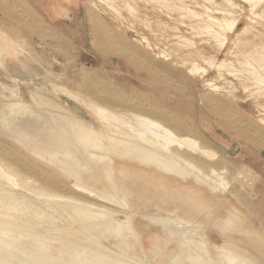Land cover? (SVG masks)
I'll return each instance as SVG.
<instances>
[{"label":"rangeland","instance_id":"1","mask_svg":"<svg viewBox=\"0 0 264 264\" xmlns=\"http://www.w3.org/2000/svg\"><path fill=\"white\" fill-rule=\"evenodd\" d=\"M63 1L65 13L51 3H43V9H39L33 0H12L21 3V14L44 26L46 33L38 35L6 21L0 12V32L8 39L0 41V101H14L1 98L12 96L3 91L2 83L25 98L30 110L18 116L19 122L38 141L31 145L11 138L0 123V145L12 151V165L35 167L32 186H38L46 177L68 184L63 171L79 170L85 164L83 160L78 162L79 157L69 161L59 153L35 150V146L46 143L66 101L73 113L85 110L53 86L74 91L80 85L84 90L94 83L110 95L120 96L115 92L146 101L161 100L201 130L205 138L200 145L213 150L217 157L205 159L199 178L189 170L183 175H170L164 180L169 183L170 194L152 189L118 194L112 208L118 211L116 218L124 223L123 228L126 226L128 244L121 249L116 246L118 239L104 235L99 236L98 243L108 247L109 252L128 255L134 264H166L171 254L179 251L201 255L210 264H225L212 246L225 244L240 256L234 264H264V125L259 122L264 117L259 107L264 106V82L254 80L256 75L264 78V0L255 9L247 0ZM227 12L239 16L240 37L229 34V43L220 49L204 19L210 15L222 20ZM55 36L63 38L68 46L61 47ZM143 38L155 49L145 48ZM195 65L199 73L192 71ZM155 72L167 74L175 87L168 90L158 85V77L154 80L151 76L157 75ZM208 82L220 89L212 90ZM214 168L223 171L222 183L211 174ZM246 168L253 171L249 185L235 178ZM215 185L216 190L212 189ZM172 210L177 211L173 214ZM230 211L239 218L240 227L222 232L216 221ZM187 237L197 242L188 238L184 244ZM86 253L96 254L97 250ZM108 256L115 262L120 258ZM10 262L17 264L15 260Z\"/></svg>","mask_w":264,"mask_h":264},{"label":"bare ground","instance_id":"2","mask_svg":"<svg viewBox=\"0 0 264 264\" xmlns=\"http://www.w3.org/2000/svg\"><path fill=\"white\" fill-rule=\"evenodd\" d=\"M208 1L212 2L211 0L206 2ZM247 1L251 3L252 9H255L263 0ZM61 2L54 0L51 4L53 8L65 13L67 9L62 7ZM0 12L6 21H12L13 25L24 28L31 35L46 33L40 22L33 21L26 14H21V3L0 0ZM224 14L227 17L222 20L210 15L204 19L210 24L206 29L213 33L220 49L226 48L229 34H237L239 26V16L236 17L230 12ZM199 17L203 18V15ZM214 26L217 30L212 28ZM238 37L240 34H237ZM55 39L61 47L68 46L63 38L55 36ZM0 41L8 42L1 32ZM142 41L148 50L155 49L146 38ZM223 66L224 64L219 65L218 68ZM192 69L193 72H200L196 65ZM156 74L151 73V76L154 80L158 77L160 80V83L157 81L158 85L163 84L168 90L175 87V82L167 77V74L162 72ZM82 79H87V76H82ZM13 80L16 81V78ZM254 80L264 82L262 75L254 76ZM88 85L84 90L80 85V89L75 88L74 91L53 86L54 90H59L60 94L69 101L82 104L85 110H81L78 114L73 113L69 102L66 101L65 106L61 107L62 115L55 120V124L48 132L46 143L40 145L41 147L35 146V150L39 153H59L69 161L76 160V157L80 158L78 162L83 160L85 164L79 170L63 171L62 176H66V180L70 183L66 184L57 181L56 178L46 177L47 179H44L40 185L32 186L33 177L36 175L33 170L35 167L22 168L17 164L12 165V151L0 145L1 264H9L12 260L17 264H134L133 258H128V255L125 256L118 251L109 252L108 247L102 246L97 241L100 235H104L118 239L116 246L121 249L128 244L125 240L126 226L123 228L124 223L116 218L118 211L112 208L116 204L118 194L130 195L135 190L146 193L150 189L163 190L164 193L170 194L169 183L164 181L169 180L170 175H183L186 174L185 170H189L199 178V175L203 174L201 165L206 162L205 159L217 157L213 150L200 145L201 140L205 138L204 136L202 138L201 130L182 114L167 108L165 106L167 104H161V100L146 101L115 92L113 94L120 96H114L97 84ZM207 85L214 91L220 89L211 82ZM1 86L3 91L12 93L11 97L2 95L1 98L14 99L10 103L0 101V123L5 127L6 134L25 144H36L38 141L27 132L26 125L21 124L18 118L19 115L30 110L29 103L14 89L3 83ZM259 107L264 111V106L259 105ZM180 111L185 113L183 110ZM259 122L264 125V117L260 118ZM72 146L75 150L71 149ZM222 173L223 171L219 172L215 168L211 169V174L217 176L219 180L222 178L220 177ZM252 173L251 169L246 168L245 171L237 172L235 178L249 185L248 178ZM217 186L212 189L216 190ZM180 195L183 198L184 195L181 193ZM158 203L157 207H159ZM176 211L172 210L173 214ZM229 213L232 214L233 219L226 232L238 230L240 227L235 212ZM129 231L132 229L130 228ZM70 237L72 240H68ZM190 237L185 238L183 243L186 244ZM191 240H194L193 237ZM198 243L202 244V242ZM230 245L235 247L233 242ZM202 246L204 247L203 244ZM212 246L220 252L225 264H234L236 259L240 258L227 244L220 247ZM89 249H96L97 253L87 254L86 251ZM203 250L206 252L205 249ZM108 255L116 256V259L120 257V261L118 259L115 262L108 258L110 257ZM210 262L201 255L194 257L190 253L179 251L172 253L170 261L166 264H210Z\"/></svg>","mask_w":264,"mask_h":264},{"label":"clouds","instance_id":"3","mask_svg":"<svg viewBox=\"0 0 264 264\" xmlns=\"http://www.w3.org/2000/svg\"><path fill=\"white\" fill-rule=\"evenodd\" d=\"M232 219L233 216L231 213H229L225 217H222L216 221V227L222 232L226 231L227 229H229Z\"/></svg>","mask_w":264,"mask_h":264},{"label":"crops","instance_id":"4","mask_svg":"<svg viewBox=\"0 0 264 264\" xmlns=\"http://www.w3.org/2000/svg\"><path fill=\"white\" fill-rule=\"evenodd\" d=\"M33 1L39 6V9H43V3H53L54 0H33ZM61 1H62L61 5H63L64 1L63 0Z\"/></svg>","mask_w":264,"mask_h":264}]
</instances>
